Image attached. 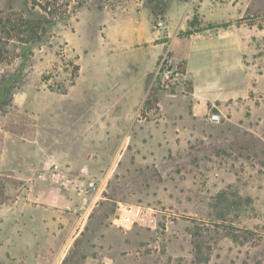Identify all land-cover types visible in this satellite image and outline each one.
I'll use <instances>...</instances> for the list:
<instances>
[{
	"label": "rangeland",
	"instance_id": "1",
	"mask_svg": "<svg viewBox=\"0 0 264 264\" xmlns=\"http://www.w3.org/2000/svg\"><path fill=\"white\" fill-rule=\"evenodd\" d=\"M170 1L0 0V90L5 87L0 98V264H9L1 247L2 225L12 224L23 211L30 225L39 217L35 203L28 204L26 198L34 167L43 175L54 173L56 185H63L58 179L68 178V162L73 170L88 163L100 173L79 170L82 182L68 183L74 191L89 194L92 199L87 201H99L98 195L109 186V173L100 171L108 153L90 134L96 130L95 121L74 119L85 110L96 111L98 93L90 91L89 83L97 82V71L86 68L98 63L99 34L111 18L120 20L134 11L160 12ZM182 1L199 32L220 31L231 23L240 36H252L254 29L255 49L245 57L252 86L234 109L247 119L233 129L230 146L189 154L156 150L145 164L138 156L141 164L135 173L111 177L110 191L123 198L135 194L139 202L158 210L146 255L159 254L169 264H264V0ZM39 13L52 25L40 41L31 43L30 33L21 32L23 27L17 30L15 23L19 14L37 18ZM149 101V108H155ZM144 111L145 104L138 112L145 116ZM82 125L88 137L67 135L70 127ZM43 207L41 215L47 212ZM29 259L24 264H33Z\"/></svg>",
	"mask_w": 264,
	"mask_h": 264
},
{
	"label": "crops",
	"instance_id": "2",
	"mask_svg": "<svg viewBox=\"0 0 264 264\" xmlns=\"http://www.w3.org/2000/svg\"><path fill=\"white\" fill-rule=\"evenodd\" d=\"M161 10L156 16L134 11L129 17L122 14L120 20L111 18L104 33L99 34L98 63L86 68L87 72L94 67L97 71V82L89 83L90 91L98 93L93 102L96 111L88 114L85 110L74 119L95 121L96 130L90 134L97 136L96 142L103 145L100 150L109 156L100 166V171L109 173L107 190L98 195L99 201H87L89 194L68 185L70 180L84 179L79 170L86 169L88 175L100 173L93 172L86 162L75 170L68 162L64 168L68 178L58 179L63 185H56L54 173L43 175L34 167L26 198L28 204L35 203L31 205L39 210V217H33L30 225L31 218L23 211L12 224L2 225L1 247L7 263L24 264L31 258L33 264H169L159 254L146 255L144 250L155 233L158 210L139 202L135 194L115 196L110 191V178H121L132 170L134 174L141 164L136 158L144 157L145 164L147 156L156 150L189 154L232 145L233 129L243 126L247 119L245 113L234 109L252 86L245 57L255 49V32L252 29V36H240L233 23L220 31L199 32L187 2L182 0L170 1ZM159 16L166 19L165 41L153 26ZM198 22L205 23L201 19ZM165 42H169L174 61L182 64L185 77L172 92L153 85ZM110 53L113 67L109 65ZM149 99L155 108H149ZM143 104L145 116L138 112ZM212 111L220 113L219 121L209 119ZM86 130L82 125L70 127L66 133L76 138L90 135ZM109 152L114 153L112 161ZM41 205L48 212L45 215L40 214Z\"/></svg>",
	"mask_w": 264,
	"mask_h": 264
},
{
	"label": "built area",
	"instance_id": "3",
	"mask_svg": "<svg viewBox=\"0 0 264 264\" xmlns=\"http://www.w3.org/2000/svg\"><path fill=\"white\" fill-rule=\"evenodd\" d=\"M153 26L160 32V38L165 41L168 38L165 33L166 19L163 16L157 17ZM169 46V42H165L166 50L158 60L153 79V85L159 90L166 92L174 91L180 83H184L185 81L182 64L174 61L170 54ZM209 119L211 121H219L221 119L220 113L210 112Z\"/></svg>",
	"mask_w": 264,
	"mask_h": 264
},
{
	"label": "trees",
	"instance_id": "4",
	"mask_svg": "<svg viewBox=\"0 0 264 264\" xmlns=\"http://www.w3.org/2000/svg\"><path fill=\"white\" fill-rule=\"evenodd\" d=\"M40 9L42 11H46V7L40 5ZM48 13V12H47ZM40 14V15H39ZM35 14V17L37 18H27L24 17L22 14H19L20 16L18 17L15 25H17V30L21 29L23 27L24 29H21V32H26L28 31L30 33L29 41L31 43H36L42 39V34L43 31H46L47 29L51 28L52 23L46 19L45 15L42 13ZM154 16L160 14L159 11L154 12ZM161 15V14H160ZM20 21V22H19ZM41 32V33H39ZM5 87H3L0 90V98L2 95L5 93Z\"/></svg>",
	"mask_w": 264,
	"mask_h": 264
}]
</instances>
